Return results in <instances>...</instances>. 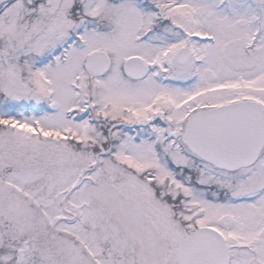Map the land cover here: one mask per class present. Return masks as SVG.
Listing matches in <instances>:
<instances>
[{"label":"snow or ice","instance_id":"snow-or-ice-1","mask_svg":"<svg viewBox=\"0 0 264 264\" xmlns=\"http://www.w3.org/2000/svg\"><path fill=\"white\" fill-rule=\"evenodd\" d=\"M0 264H264V0H0Z\"/></svg>","mask_w":264,"mask_h":264}]
</instances>
